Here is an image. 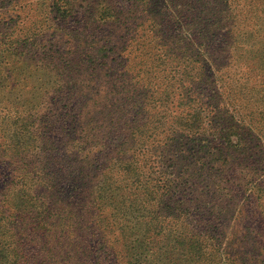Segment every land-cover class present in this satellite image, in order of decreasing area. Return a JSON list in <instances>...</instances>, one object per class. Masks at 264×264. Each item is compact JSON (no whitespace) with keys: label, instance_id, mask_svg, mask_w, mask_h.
Segmentation results:
<instances>
[{"label":"trees","instance_id":"obj_1","mask_svg":"<svg viewBox=\"0 0 264 264\" xmlns=\"http://www.w3.org/2000/svg\"><path fill=\"white\" fill-rule=\"evenodd\" d=\"M263 150L264 0H0V264H264Z\"/></svg>","mask_w":264,"mask_h":264},{"label":"rangeland","instance_id":"obj_2","mask_svg":"<svg viewBox=\"0 0 264 264\" xmlns=\"http://www.w3.org/2000/svg\"><path fill=\"white\" fill-rule=\"evenodd\" d=\"M80 4V1H77V5ZM83 11V10H81ZM77 16V15H76ZM82 34L86 33V30H82L81 29ZM79 37V35H77ZM77 45L79 44L78 38H77ZM108 64L111 63V59L108 60ZM108 64H104L106 66H102L98 68V71L96 72L97 74H103V72L105 70H107L108 68ZM35 79V78H34ZM33 79V81H35ZM14 88H17L16 86H12L9 85L7 87V89H11L14 90ZM88 119H84V122H87ZM105 121H107V118H105ZM69 149V148H68ZM259 158H263L262 163H261V168H262V173L260 174V178L264 177V150L261 152ZM238 166H240L238 164ZM237 166V167H238ZM245 166V164L243 165ZM226 179V183L225 185H221L220 188L221 190L218 191V189H214V191L206 193L205 190L201 191V189H192V193L193 196H197L198 200L200 202H204L207 206V208H212V209H216V208H226L227 204L228 206H232L234 210H236L234 215L228 214V216L226 217V219L224 220V229H226L227 234H232V227L234 226V222L233 219L235 218L237 212L239 211L240 207L241 209H245V207L248 205V203H246L245 199H243V196H246L247 193L252 190V193L249 192V194H252V199H257V195L261 194V192L259 191V186L253 187V183H249L248 185L242 184V188L237 189L234 185L230 186L231 180H229L227 177H225ZM261 189H264V181L262 182V186ZM230 196V197H229ZM232 197V198H231ZM246 203V205L244 206V204ZM258 220L260 221V218H258ZM253 222V221H252ZM246 223H242L243 226H239V232L244 230V229H250V231L252 232V234H259L260 236H264V225L259 224L258 223H252L249 224L250 227H246L244 226ZM238 232V233H239ZM237 233V235H238ZM233 235H229L228 238L232 239ZM262 244H264V237L262 238Z\"/></svg>","mask_w":264,"mask_h":264}]
</instances>
